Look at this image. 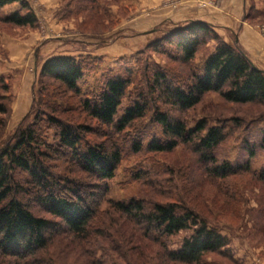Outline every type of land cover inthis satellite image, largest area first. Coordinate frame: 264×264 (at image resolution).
I'll return each mask as SVG.
<instances>
[{"label": "trees", "instance_id": "trees-1", "mask_svg": "<svg viewBox=\"0 0 264 264\" xmlns=\"http://www.w3.org/2000/svg\"><path fill=\"white\" fill-rule=\"evenodd\" d=\"M8 7L13 9L7 12ZM263 16L264 9L255 10L251 4L244 20L263 25L255 23ZM0 23L34 28L38 18L27 0H0ZM168 24L174 28L146 46L168 62L141 63L135 76L111 66L100 73V81L92 90L84 93L86 98L81 95L79 83L86 75H95L105 63L103 58L55 56L43 62L38 97L11 137L0 142V258H11L9 264H45L39 257L56 237L67 236L81 243L95 237L98 242L104 236L98 225V194L107 189L122 162L116 138L138 122L147 121L160 137L149 139L144 148L141 140L131 143L135 153L169 154L187 145L195 153L197 165L211 179L224 181L246 174L264 186V164L252 169L257 153L264 152V113L250 122L232 119L212 124L202 119L193 127L182 117L208 94H216L228 104L264 109V71L253 65L235 38L233 43H226L205 22ZM164 44L173 45L174 53L165 50ZM10 76H0V116L5 117L0 127L6 126L11 114L7 104L12 101ZM49 82L55 83L52 91H48ZM59 92L98 128L105 129L103 135L108 141L87 138L95 135L94 128L63 118L72 109L67 110L66 101L56 98ZM132 96L135 98L129 99L120 114L124 100ZM254 126L258 129L253 131ZM232 135L237 136L242 158L235 162L218 160L217 151ZM53 158L65 161V176L52 172L49 162ZM111 202L114 213L158 244L168 262L204 264L206 255L216 254L238 264L231 257L230 240L219 232V227L210 225L187 206L148 205L135 198ZM187 232L189 235L175 250L169 251L161 241Z\"/></svg>", "mask_w": 264, "mask_h": 264}, {"label": "rangeland", "instance_id": "rangeland-1", "mask_svg": "<svg viewBox=\"0 0 264 264\" xmlns=\"http://www.w3.org/2000/svg\"><path fill=\"white\" fill-rule=\"evenodd\" d=\"M27 1L38 18L36 27L18 28L0 23V76L6 78L11 75L13 78L10 91L12 101L7 102L11 114L6 126L0 127L1 143L11 137L16 125L38 97L39 72L46 59L80 55L104 59L109 66L100 64L95 75H86L79 83L84 98L94 84L100 81V73H105L111 66L135 76L141 63L168 62L165 57L146 47L164 37V32L168 33L174 28L167 22L159 26L145 25L147 19L153 18L152 11L157 8L153 0H97L92 3V0ZM255 2L264 9V0ZM12 9L8 7L6 10L9 12ZM119 16L124 17L119 19ZM258 21L264 24V16L255 20V23ZM159 30L163 31L158 33ZM164 49L171 54L175 51L173 45L164 44ZM49 83L48 91H52L55 83ZM56 98L66 101L67 110L72 109L63 118L95 129L94 133L98 137L89 135L87 138L108 141L105 138L107 136L103 135L105 129L98 128L72 101L65 99L61 92L56 94ZM132 98L135 96L124 100L120 114ZM22 100L31 103L26 114L17 118L14 110ZM260 113H264V109L258 106L232 105L225 103L216 94H208L199 105L182 117L189 127H193L202 119L212 124L232 119L250 122ZM34 115L35 112L31 114L30 121ZM1 119L5 117L0 116ZM146 122L134 124L127 133L116 138L121 148L122 162L114 179L107 183V189L103 194H98L101 211L98 225L104 236L98 242L92 237L82 243L67 236L56 237L41 254L39 261L45 264H178L165 260L158 244L150 238H144L132 223L110 208L111 201L135 198L148 205L177 203L187 206L210 225L219 227V232L230 240L231 257L238 264H264V186L246 174L224 181L211 179L197 165L195 153L187 145H180L169 154L148 155L144 151L135 153L131 143L141 140L144 148L149 139L160 137L158 131ZM236 137L232 135L219 148L218 160L240 161L242 154ZM64 162L62 158H53L49 162L52 172L65 176L68 168ZM263 164L264 152H258L252 162V169L257 170ZM138 176L141 177L137 179ZM35 210L40 216L47 217L43 212ZM188 235L189 232L180 233L161 241L172 251ZM11 261V258H0V264H9ZM203 263L233 264L216 254L206 255Z\"/></svg>", "mask_w": 264, "mask_h": 264}, {"label": "crops", "instance_id": "crops-1", "mask_svg": "<svg viewBox=\"0 0 264 264\" xmlns=\"http://www.w3.org/2000/svg\"><path fill=\"white\" fill-rule=\"evenodd\" d=\"M254 1L153 0L157 8L152 11L153 18L147 19L145 25L150 27L165 22H205L211 25L226 43H233L235 38V43L249 56L253 65L264 71V24L251 25L244 20L251 4L255 10L261 9ZM23 101L15 107L14 115L17 118H22L29 109L31 101Z\"/></svg>", "mask_w": 264, "mask_h": 264}]
</instances>
